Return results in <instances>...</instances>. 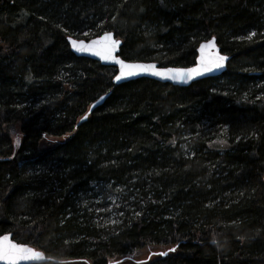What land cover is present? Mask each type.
<instances>
[{"label":"trees","instance_id":"16d2710c","mask_svg":"<svg viewBox=\"0 0 264 264\" xmlns=\"http://www.w3.org/2000/svg\"><path fill=\"white\" fill-rule=\"evenodd\" d=\"M122 3L0 0V236L43 252L40 264L146 247L176 249L146 264H264V0ZM109 31L129 62L190 68L213 37L230 60L187 88L115 86V68L67 40Z\"/></svg>","mask_w":264,"mask_h":264},{"label":"water","instance_id":"95a60500","mask_svg":"<svg viewBox=\"0 0 264 264\" xmlns=\"http://www.w3.org/2000/svg\"><path fill=\"white\" fill-rule=\"evenodd\" d=\"M113 33V32H112ZM105 33L103 35H101L100 37H97V38H94V39H91V40H88V41H85V40H79V39H76L74 37H71L72 39L74 40H77L78 42L82 41L84 43L85 46H89L91 45V42L93 40H97L99 41V43L95 46H92L91 50H89L88 47H85V49L83 51H76V49L72 46V44L70 43L69 39L67 38L68 40V43H69V46H70V50L71 52L76 55L77 57H83V58H87V59H91L93 61H96L98 63H100V65L104 66V67H111V68H115L117 73L115 75V77L117 75H120V72H121V66L119 64L116 63V60L113 59L112 57H107V56H102V55H97L95 54V52L97 50H100L101 52L103 51V47L106 43V41H104L102 38L104 37ZM113 39H117V37L115 36V34L113 33ZM121 41V44L119 46V48L113 53V56L117 59H122L120 56H119V53H120V49L123 45V42L121 39H118ZM197 59H196V63L194 66L190 67V68H177V67H161L158 63L156 62H129V61H125L126 63L128 64H139V65H143V66H148V65H155V69L154 71H163L164 69H181V70H188V69H193V70H197L199 69L202 64L204 63H212L214 61H216L219 57L221 56H225L227 57V60H225L223 62V66L220 67V68H214L212 71L210 72H204L203 74H199L197 75L195 72H193L191 74V78H189L187 80V82H182L180 80H172V79H162L160 76L158 75H152L150 74L149 72H146V71H142V70H139L138 71V74L136 75H133L131 77H125V78H122L120 81H117L114 77L113 79V84L115 86H118V85H121V84H124V83H128V82H131V81H136V80H140V79H148V80H152V81H156V82H159V83H162V84H170L172 86H176V87H181V88H187V87H190L193 83H196L200 80H203V79H207V78H211V77H220L223 73L226 72L227 70V65H228V62L230 60V56L228 55H225L221 52V49L219 47V45L217 44V40L215 37L211 38L210 40L208 41H205L203 43H201L197 49ZM166 75H172V73H166ZM107 98V95L103 96V99H99L95 104V107H92L90 108V110H93L94 108H97L99 106H101L104 101L106 100ZM4 236H8L9 238V241L8 242H11V243H14V244H18V245H22L26 248H30L32 249L34 252H38L41 254V256L39 258H32V259H29V260H19L17 261V264H40L42 262H46L47 259L44 255L43 252L37 250L36 248L30 246V245H27V244H21V243H18L14 237H13V234L11 233H7V234H4L2 236H0V243H7V242H4L2 240V238ZM167 253L166 255H161L163 257H166L168 255V252H165ZM0 264H6V261H3V260H0Z\"/></svg>","mask_w":264,"mask_h":264},{"label":"snow or ice","instance_id":"6c2138e0","mask_svg":"<svg viewBox=\"0 0 264 264\" xmlns=\"http://www.w3.org/2000/svg\"><path fill=\"white\" fill-rule=\"evenodd\" d=\"M163 2V0H162ZM123 3H127V0H123ZM123 3L120 5V7H123ZM143 11V9H141ZM119 15V13H117ZM41 19H45L44 17H41ZM116 17H112V22L115 23ZM57 27H60L57 25ZM62 31H67V29H62ZM256 33L253 32L251 35L248 37L251 39L252 36H255ZM70 43L72 46L76 49V51H83L85 47H88L89 50H91L92 46H95L99 43L97 40H93L91 42V45L85 46L82 41L78 42L77 40H74L71 38V36L68 37ZM104 41H106L103 51L101 52L100 50H97L95 54L97 55H102V56H107V57H112L113 59L116 60V63L121 66V72L120 75H117L115 79L117 81H120L122 78L125 77H131L133 75L138 74L139 70L149 72L152 75H158L162 79H172V80H180L182 82H187L189 78H191V74L195 72L197 75L203 74L204 72H210L214 68H220L223 66V62L227 60V57L221 56L219 57L216 61L212 63H204L202 66L197 69H188V70H181V69H164L163 71H154L155 65H148V66H143L139 64H128L125 62L123 59H117L113 56V53L119 48L121 41L118 39H113V33L111 31L106 32L104 37L102 38ZM166 73H172V75H166ZM103 99V97H101ZM92 107H95L93 105ZM82 119H87V115L83 116ZM15 143L17 146L20 144V139L19 137L16 138ZM174 143V141H173ZM216 144H219L221 146H226L227 145V140L226 139H217L215 141ZM139 215V213H137ZM115 223V221H113ZM4 242L7 243H0V260L6 261V264H17V261L19 260H29L32 258H39L41 256L40 253L34 252L30 248H26L22 245L14 244L9 241L8 236H4L2 238ZM176 249L171 248L169 251L174 252ZM167 253H159V255H166ZM109 264H112L110 261ZM116 264H119V261L116 262Z\"/></svg>","mask_w":264,"mask_h":264},{"label":"rangeland","instance_id":"374dc122","mask_svg":"<svg viewBox=\"0 0 264 264\" xmlns=\"http://www.w3.org/2000/svg\"><path fill=\"white\" fill-rule=\"evenodd\" d=\"M20 126L17 125L12 131H11V136L13 138L14 144L17 147L15 140L17 137H19L20 139ZM60 141H62L61 139H57V138H53V137H46L45 140L42 143L43 147H52L54 145H56L57 143H59ZM218 146L225 148V146H221L219 144H217ZM99 199V198H97ZM116 210H118V206L115 205V202L113 201V203H110L106 206H104L101 211L100 214H98L99 217V223L103 226H108L110 224H113V221H111L110 218L114 217V215L116 214ZM109 216H106V214H109ZM169 248L166 247H159V248H153V247H146L145 249H143L140 253H137L135 255H130L127 257V259L123 258H116L114 260H111L112 264H116L117 261H119V264H146L148 263L150 260L156 258V256H159V253H165L168 252Z\"/></svg>","mask_w":264,"mask_h":264}]
</instances>
